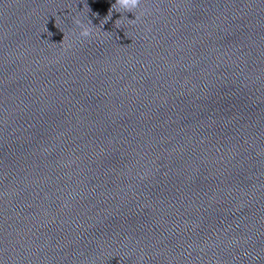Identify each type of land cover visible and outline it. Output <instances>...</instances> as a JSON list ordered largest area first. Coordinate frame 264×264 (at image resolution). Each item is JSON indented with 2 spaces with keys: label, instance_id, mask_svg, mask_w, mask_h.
Here are the masks:
<instances>
[{
  "label": "water",
  "instance_id": "water-1",
  "mask_svg": "<svg viewBox=\"0 0 264 264\" xmlns=\"http://www.w3.org/2000/svg\"><path fill=\"white\" fill-rule=\"evenodd\" d=\"M114 3L0 0V264H264V0Z\"/></svg>",
  "mask_w": 264,
  "mask_h": 264
},
{
  "label": "clouds",
  "instance_id": "clouds-1",
  "mask_svg": "<svg viewBox=\"0 0 264 264\" xmlns=\"http://www.w3.org/2000/svg\"><path fill=\"white\" fill-rule=\"evenodd\" d=\"M141 4V0H115V3L112 5L111 9L109 10L108 17L105 18L103 21L106 23L109 19H111L112 13H135L138 7ZM139 20V16H135V19L128 20L130 24H135ZM120 21L117 20L116 23ZM75 23L81 28L80 36L82 38H88L92 35L93 29L89 26L84 25L79 19L75 21ZM52 34L49 33V36Z\"/></svg>",
  "mask_w": 264,
  "mask_h": 264
}]
</instances>
